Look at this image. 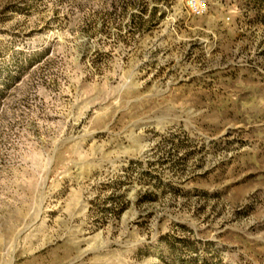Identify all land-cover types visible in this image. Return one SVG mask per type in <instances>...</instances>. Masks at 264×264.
<instances>
[{
    "label": "rangeland",
    "instance_id": "1",
    "mask_svg": "<svg viewBox=\"0 0 264 264\" xmlns=\"http://www.w3.org/2000/svg\"><path fill=\"white\" fill-rule=\"evenodd\" d=\"M0 0V264H264V0Z\"/></svg>",
    "mask_w": 264,
    "mask_h": 264
},
{
    "label": "built area",
    "instance_id": "2",
    "mask_svg": "<svg viewBox=\"0 0 264 264\" xmlns=\"http://www.w3.org/2000/svg\"><path fill=\"white\" fill-rule=\"evenodd\" d=\"M189 4L191 7L195 8L196 10L199 9V5L197 4V2L195 0H190Z\"/></svg>",
    "mask_w": 264,
    "mask_h": 264
}]
</instances>
